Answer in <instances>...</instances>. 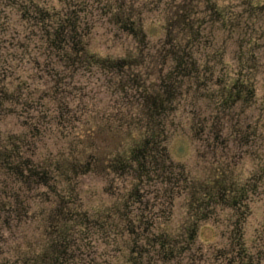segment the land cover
<instances>
[{"label": "clouds", "instance_id": "9594fccd", "mask_svg": "<svg viewBox=\"0 0 264 264\" xmlns=\"http://www.w3.org/2000/svg\"><path fill=\"white\" fill-rule=\"evenodd\" d=\"M0 264H264V0H0Z\"/></svg>", "mask_w": 264, "mask_h": 264}]
</instances>
